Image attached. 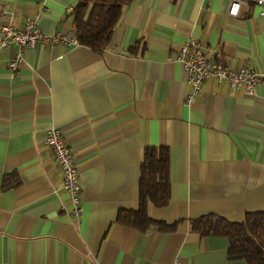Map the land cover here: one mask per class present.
<instances>
[{"label":"crops","instance_id":"0c3cea01","mask_svg":"<svg viewBox=\"0 0 264 264\" xmlns=\"http://www.w3.org/2000/svg\"><path fill=\"white\" fill-rule=\"evenodd\" d=\"M78 0H0V25L38 21L47 34L75 29ZM231 0H134L111 44L40 42L0 50V264H248L231 259L226 236L201 235L192 219L242 221L264 210V80L255 93L206 80L191 102L177 61L190 38L233 67L264 74V15H229ZM139 40V43L137 41ZM137 45L136 50L131 47ZM57 126L80 170L83 214L75 216L47 130ZM168 146L171 199L148 206L147 231L119 223L139 207L144 148ZM10 175L18 183L3 187ZM15 181V182H17Z\"/></svg>","mask_w":264,"mask_h":264},{"label":"trees","instance_id":"16d2710c","mask_svg":"<svg viewBox=\"0 0 264 264\" xmlns=\"http://www.w3.org/2000/svg\"><path fill=\"white\" fill-rule=\"evenodd\" d=\"M134 0H78L74 7L75 35L80 44L102 52L115 35L125 8ZM139 43V40L137 41ZM137 45L131 47L136 50ZM171 154L168 146L148 145L144 148L139 180V207L124 209L117 221L142 231L158 225L163 231H173L178 222L169 224L154 219L148 212L150 203L166 206L171 199ZM6 176L3 187L17 182ZM192 229L201 235L226 236L230 241L231 259H244L248 264H264V210L247 212L242 221H232L217 214L192 219Z\"/></svg>","mask_w":264,"mask_h":264},{"label":"built area","instance_id":"2783aa9c","mask_svg":"<svg viewBox=\"0 0 264 264\" xmlns=\"http://www.w3.org/2000/svg\"><path fill=\"white\" fill-rule=\"evenodd\" d=\"M254 5L260 6V13L264 15V0H231L229 15L238 20L245 19ZM68 11L73 13L74 6H69ZM0 12L7 13L8 10L0 7ZM40 42L52 47L80 44L74 29L47 34L42 30L38 21L32 18H27L22 27H16L9 22L0 25V50L8 48L13 43L17 45V52L8 62L9 68L14 72L24 62L26 50L37 46ZM177 61L183 66L187 82L191 85V90L186 95L187 102H191L202 92L204 82L210 78L219 82L227 81L233 88L243 87L252 94L264 80V74L251 66L233 67L225 61L208 56L205 53L204 43L192 38L182 45ZM45 143L52 147L56 160L64 172L63 189L70 197L72 212L75 216H81L83 202L80 170L64 129L57 126L50 127L46 132Z\"/></svg>","mask_w":264,"mask_h":264}]
</instances>
